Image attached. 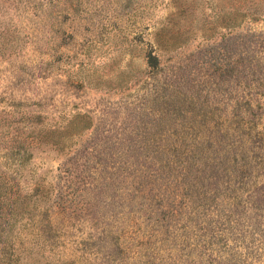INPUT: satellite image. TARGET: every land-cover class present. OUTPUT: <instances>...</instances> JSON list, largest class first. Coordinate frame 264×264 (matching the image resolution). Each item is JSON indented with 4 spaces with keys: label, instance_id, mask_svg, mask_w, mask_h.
<instances>
[{
    "label": "rangeland",
    "instance_id": "rangeland-1",
    "mask_svg": "<svg viewBox=\"0 0 264 264\" xmlns=\"http://www.w3.org/2000/svg\"><path fill=\"white\" fill-rule=\"evenodd\" d=\"M0 264H264V0H0Z\"/></svg>",
    "mask_w": 264,
    "mask_h": 264
}]
</instances>
